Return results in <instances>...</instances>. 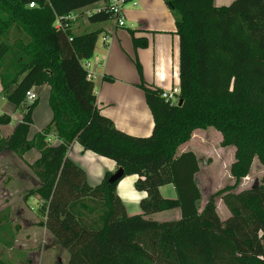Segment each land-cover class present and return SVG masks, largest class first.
Masks as SVG:
<instances>
[{
    "label": "trees",
    "instance_id": "16d2710c",
    "mask_svg": "<svg viewBox=\"0 0 264 264\" xmlns=\"http://www.w3.org/2000/svg\"><path fill=\"white\" fill-rule=\"evenodd\" d=\"M109 1L0 0L1 94L22 115L9 136L0 135V152L39 151L31 167L40 185L30 194L42 202L41 224L69 252L68 264H264V176L260 184L236 192L254 159L264 164V0L226 6L165 0L180 39V93L175 103L142 81L154 118L147 137L118 129L98 108L84 63L93 58L101 30L75 34L72 24L56 28L63 16L100 2L103 9L90 22L113 19ZM131 33L135 49L148 45ZM45 85L52 119L30 139L39 97L28 105L26 93ZM11 120L0 115V134ZM208 128L222 134L223 146L235 147L230 169L235 183L202 206L200 160L194 151L180 149L196 130ZM75 142L115 161L123 175L111 183L114 173L107 172L100 184L91 185L68 156ZM129 175H137L136 189L147 193L138 214H128L117 193ZM167 184L174 185L176 198L161 194ZM218 198L230 211L226 220L219 216ZM174 208L181 211L180 221L149 217ZM0 264L12 263L0 256Z\"/></svg>",
    "mask_w": 264,
    "mask_h": 264
},
{
    "label": "crops",
    "instance_id": "0c3cea01",
    "mask_svg": "<svg viewBox=\"0 0 264 264\" xmlns=\"http://www.w3.org/2000/svg\"><path fill=\"white\" fill-rule=\"evenodd\" d=\"M233 1L235 0H214L216 6L230 5ZM103 4L104 2H100L79 11L82 12L79 19L72 25L75 34L101 30L94 56L91 59L93 81L97 87L95 90L98 108L104 116L112 119L118 129L127 134L137 137L150 136L154 129V118L140 84L143 81L147 86L166 92L179 88L180 39L176 33L175 17L165 0H127L123 11L125 26H118L116 18L96 24L90 22V16L86 14V11L103 7ZM131 31L137 38H146L148 45L135 49ZM105 35H111L109 44L104 42ZM134 59L138 60L142 67V76L137 71ZM107 77L113 78V81L108 80ZM34 91L38 94V105H40V98L43 94L48 98L50 87L47 85L35 87ZM1 92L0 80V97L5 99ZM49 108V112L46 109L45 120L39 131L44 129L52 119V110L51 107ZM37 110L36 108L33 113V122H35ZM29 138L32 137L29 136ZM50 139L58 142L53 135ZM32 150L38 153L34 160L36 161L40 153L37 149ZM183 151L187 150L181 152ZM68 156L85 170L88 182L93 186L100 184L107 172L117 171L115 161L84 150L78 142L72 145ZM137 178V175L126 176L117 185V193L124 202L128 214L140 213L141 199L147 195L146 192L136 189ZM160 192L168 198L177 196L173 184L161 186ZM166 211H176L173 217L181 219L179 208ZM154 216L155 214L149 217L153 219ZM43 227L49 232L45 226Z\"/></svg>",
    "mask_w": 264,
    "mask_h": 264
},
{
    "label": "rangeland",
    "instance_id": "374dc122",
    "mask_svg": "<svg viewBox=\"0 0 264 264\" xmlns=\"http://www.w3.org/2000/svg\"><path fill=\"white\" fill-rule=\"evenodd\" d=\"M127 24L130 26L129 22ZM134 62L136 64V59ZM135 66L139 73L137 64ZM95 88L97 90L96 86ZM49 95L47 98L43 94L40 98L41 104L36 107L38 110L30 129V137L38 133L44 123L46 109L49 112ZM173 101L176 103L178 100ZM2 114H8L12 118L9 124L1 126L0 135L4 138L9 136L22 115L15 105L0 97V115ZM222 143V134L215 128H208L196 130L193 140L180 149L194 151L200 160L197 181L203 195L202 206L212 194L235 183L230 172L235 161V147L223 146ZM37 155L36 150L23 156L8 149L0 152V256L12 264H68L69 252L41 224L45 220L41 200L30 194L40 185V179L31 167V162ZM263 176L264 164L256 157L249 175L243 178L236 192L260 184ZM217 210L222 220L230 216V211L220 198L217 199ZM175 212L157 213L153 219L180 221L181 219L173 217ZM196 235L199 238L202 236L201 233Z\"/></svg>",
    "mask_w": 264,
    "mask_h": 264
},
{
    "label": "built area",
    "instance_id": "2783aa9c",
    "mask_svg": "<svg viewBox=\"0 0 264 264\" xmlns=\"http://www.w3.org/2000/svg\"><path fill=\"white\" fill-rule=\"evenodd\" d=\"M126 3H127V0H110L109 1V10L112 13V15L114 16V18L117 19L118 26H121V27L125 26L123 11H124V7H125ZM30 7H35V2H31ZM102 9L103 8L100 7V8L94 9L92 11H86V14L91 16L94 12L101 11ZM81 13L82 12H72L69 15L63 16L61 19H59L57 21L56 28L62 29V30L69 28L71 24L73 25V23L79 19ZM103 39H104V42L106 44H109L111 41V35H105L103 37ZM84 66L88 70V77L90 79H93L94 75L91 71V60L86 61L84 63ZM179 93H180L179 88H173L170 92L163 91L162 96L166 100H172L173 101L174 99H177V95ZM37 98H38V94L34 91V89L27 91L26 102L28 105H31L32 103H34ZM21 120H22V118L19 119L18 121L20 122Z\"/></svg>",
    "mask_w": 264,
    "mask_h": 264
},
{
    "label": "water",
    "instance_id": "95a60500",
    "mask_svg": "<svg viewBox=\"0 0 264 264\" xmlns=\"http://www.w3.org/2000/svg\"><path fill=\"white\" fill-rule=\"evenodd\" d=\"M179 104H182V100H180ZM123 175V170L118 169L111 177H110V182L114 183L117 179H119Z\"/></svg>",
    "mask_w": 264,
    "mask_h": 264
}]
</instances>
